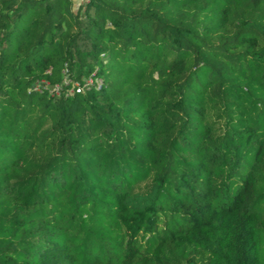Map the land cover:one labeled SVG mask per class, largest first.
<instances>
[{"label": "trees", "instance_id": "16d2710c", "mask_svg": "<svg viewBox=\"0 0 264 264\" xmlns=\"http://www.w3.org/2000/svg\"><path fill=\"white\" fill-rule=\"evenodd\" d=\"M0 264H264V0H0Z\"/></svg>", "mask_w": 264, "mask_h": 264}, {"label": "built area", "instance_id": "2783aa9c", "mask_svg": "<svg viewBox=\"0 0 264 264\" xmlns=\"http://www.w3.org/2000/svg\"><path fill=\"white\" fill-rule=\"evenodd\" d=\"M64 83H67L65 80ZM101 85V80L100 79H95L93 80L91 77H87L82 80L81 83L75 82L74 85L70 88L68 91L69 93H72L73 91L79 92L82 91L86 87L94 86L95 88H99ZM46 86L50 91L55 90L56 94H58V90L60 89L58 86H52V85H47L46 82L38 83L33 85V88L35 90H39L41 87Z\"/></svg>", "mask_w": 264, "mask_h": 264}, {"label": "rangeland", "instance_id": "374dc122", "mask_svg": "<svg viewBox=\"0 0 264 264\" xmlns=\"http://www.w3.org/2000/svg\"><path fill=\"white\" fill-rule=\"evenodd\" d=\"M72 1L75 2L76 5H77V4L81 3V2H83L84 0H72Z\"/></svg>", "mask_w": 264, "mask_h": 264}]
</instances>
